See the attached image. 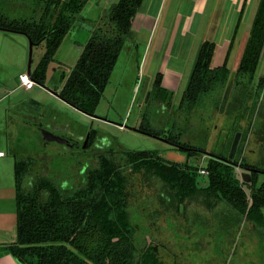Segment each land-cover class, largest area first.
Instances as JSON below:
<instances>
[{
  "label": "trees",
  "instance_id": "trees-1",
  "mask_svg": "<svg viewBox=\"0 0 264 264\" xmlns=\"http://www.w3.org/2000/svg\"><path fill=\"white\" fill-rule=\"evenodd\" d=\"M90 1L0 0V9L14 10V16L0 12V29L26 35L34 46L45 44V55L31 74L41 85H46L49 66L66 37L79 29L89 33L75 66L69 75L62 77L64 85L54 91L67 104L92 115L104 97L125 46L131 41L132 26L144 0H119L94 19L82 16ZM239 24L240 21L230 47L234 45ZM263 48L264 0H261L223 111L232 76L231 51L221 66L213 67L215 42L202 43L189 85L172 118L169 112L174 93L162 86L163 76L157 74L148 102L164 109L155 113L157 123L145 118L138 128L180 147L187 154L184 164L169 162L154 151L122 150L123 158L119 160L118 152L111 149L96 156L99 166L94 168L89 163L78 176L73 171L64 172V181L59 182L36 168L32 157H16L17 239L0 246V257L10 254L20 264H163L158 249L143 238L144 232L137 222L140 216L131 210L129 169L158 178L171 204L197 203L211 211L223 206L219 223L224 231L247 221L264 232V181L259 183L264 176V77L256 78ZM33 104L35 109L40 107L36 102ZM222 112L231 125L211 148L208 124ZM170 122L171 128L167 126ZM36 127L40 135L42 129H47L40 123ZM96 133L95 130L89 133L87 155L93 153ZM238 134L241 141L249 134L256 136L261 148L258 163L239 159L238 148L230 159ZM204 156H208L204 170L207 175L205 181L199 182L202 169L190 161ZM239 169L250 172L249 183L238 178Z\"/></svg>",
  "mask_w": 264,
  "mask_h": 264
},
{
  "label": "rangeland",
  "instance_id": "rangeland-1",
  "mask_svg": "<svg viewBox=\"0 0 264 264\" xmlns=\"http://www.w3.org/2000/svg\"><path fill=\"white\" fill-rule=\"evenodd\" d=\"M94 1L97 4L92 11L93 15L86 17L85 15H89L90 7ZM118 1L91 0L82 12V16L94 18L95 13L100 12L105 7L108 8V4H115ZM260 1L243 0L239 6L237 2L232 0H207L206 7L195 12L188 8L187 5L189 4L186 0H167L164 9L161 10L158 29L161 30L162 27L163 33V30L170 28L168 35L170 38L173 28L179 22H184L190 27L189 32L192 31L190 36L185 39L178 35L176 42L178 48L175 49L171 60V65L180 68L183 72L182 83L174 91L169 112L171 118L175 116L181 98L189 85L198 53L204 41H213L217 45L212 63L213 67L221 66L225 62L228 52L231 51L229 68L233 73L241 57L243 44H245L251 31ZM8 10L14 16V10L11 8ZM0 12L9 15V12L5 11L4 8L0 9ZM238 21L240 24L235 35V42L233 47H230ZM74 32L68 35L60 52L57 53L55 61L50 64L48 84L53 91L57 87L60 89L64 83L62 81L63 75H69L82 52L81 48L72 41L76 37L80 41H84L80 38L84 35L75 37L72 34ZM168 38L166 43H168ZM142 45L135 42L133 35L131 36V41L125 46L104 97L94 114L98 118H93L77 109L71 113H58V107H56L52 95L40 86H36L31 93L23 91L14 93V100L11 101L14 102V116L13 113L3 114V135L6 137L7 129L11 128L6 129L5 119L7 116L13 117L14 127L11 130H14V141L17 139L20 146H17V152L14 154L12 152L6 154L13 164L9 179L5 176L0 188V238L7 239L11 243H15L17 239L16 157H32L36 162V168H39L43 174L56 177L59 182H62L64 181V172L72 173L73 171L74 175L78 176L80 171L81 174L84 173L89 163H92L94 168L99 166V159L96 156L105 155L111 149L118 152L116 157L119 160L121 157L123 158L122 150L154 151L160 155L172 151L167 143L153 136L133 132L119 126L123 124L138 128L145 118H148L147 120H150L151 123L156 120L157 123L155 113L164 109L157 104L148 102L155 78L153 80L150 73L144 71V64L140 66V57L144 52ZM0 49L3 54L1 78L8 87V91L3 94L6 97L9 95V91L13 88L16 89L19 85L18 78L21 72L28 70L30 41L21 34L0 31ZM45 52L44 43L33 47L32 71H35ZM262 77H264V48L256 72L257 80ZM140 79L141 81L138 82ZM36 99L47 105L43 106L42 111L46 112L47 118H55L52 121L58 119L55 123L60 127V134L64 133L73 140L74 148L55 142L48 145L40 143L41 135L39 133L34 134L29 127L16 123V113H25L32 117L37 113L34 105L27 106ZM7 108H10L8 97L0 102V111L5 113ZM165 115H168V112ZM171 123L170 125L167 124L169 128H171ZM180 123L182 125V122ZM41 125L50 129L46 122H42ZM181 125H178V128ZM208 125L211 137L209 146L212 148L217 139L226 134L231 124L222 112L216 114ZM245 127L248 131V126ZM91 130H95L97 133L92 145L93 153L89 155L87 152V155L85 154V143ZM244 130L246 131V129ZM260 150L256 136L249 134L246 140L241 141L240 139L237 153H240L239 159L250 164H256L260 160ZM176 152L174 154H178ZM190 163L205 170L208 164V156L201 157L199 160L191 159ZM201 171L199 182L206 180V175H202ZM244 172L246 171L242 169L237 171L239 179L242 180ZM127 175L130 179L131 210L140 216L141 219L137 222L141 232H144L143 238L158 249V257L163 264L264 263V232L257 230L252 223L243 221L244 223L241 225L231 226L227 231H224L220 228L222 225L219 223L222 218L221 214L223 215V212L221 213L223 206L218 205L211 211L197 203L185 202L182 206L171 204L168 202L167 193L163 190V183L158 178H149L151 176H146L144 173H134L130 169L127 171ZM263 181L264 176H261L259 183ZM66 182L68 183L69 180ZM217 214L220 216L218 217ZM0 264L20 263L12 255L3 254L0 257Z\"/></svg>",
  "mask_w": 264,
  "mask_h": 264
},
{
  "label": "crops",
  "instance_id": "crops-1",
  "mask_svg": "<svg viewBox=\"0 0 264 264\" xmlns=\"http://www.w3.org/2000/svg\"><path fill=\"white\" fill-rule=\"evenodd\" d=\"M186 1H188V4H189V5H187L188 8L194 10L195 12H196V10L200 11L203 8H205L206 3H207V0H186ZM232 1L237 2L239 4V6H240V3L243 2V0H232ZM166 2H167V0H144L139 13L135 17V20H134V23L132 26V35H133L134 41L138 42L139 44H143L142 46L144 47L143 48L144 52L140 57L141 58L140 66H141V64H144V67H145L144 71L149 72L151 75V78H153V80H154V78H156L158 73H161L163 76L162 86L165 89H167L168 91H171L172 93H174V91L178 88L179 84L182 83L181 80L183 77L182 70H180V68H177V67L171 65V60L173 59L174 51H175V49L178 48V45H176L177 38H178V35H180L181 38L185 39V38L190 36V33L192 31L190 30L191 32H189L190 27L188 26L187 23H184V22L183 23L179 22L176 25V27L173 28L171 35L169 36L170 38H168L170 28L168 30H163V33H162V27L160 28L161 30L158 29V23L161 20V17H160L161 10L164 9V5ZM96 4H97V2L94 1V4L92 5L93 7L91 6L92 9L90 7L89 15L86 14L85 15L86 17L93 15L92 11H94ZM112 5L113 4H108L109 7ZM105 8H107V7H105ZM100 13H101V11L95 13L96 15L94 16V18L99 16ZM72 34L75 37L78 35H81V34L84 35V36L80 37L84 41H80L78 37L74 38L72 41L73 43H76L81 48V50H83V47L87 43V41L90 37V34L87 33L86 31H83L82 29L76 30ZM167 38H168V43H166ZM63 43H62V45H63ZM60 50H61V47H60L58 53L60 52ZM2 58H3V54H2V51L0 49V102L7 99V97H8L9 105H10V108L5 109V113L0 111V153L5 154L3 157H0V188L3 185L2 182H3L4 177L6 176L9 179V175L11 174V168H12V164H13L11 162V160H9L7 158L6 154H7V152H12L14 154V152H17L16 151L17 146H20L19 145L20 143H18L17 139H16V141H14V130L13 129H12L13 131L11 130V128L14 127V125H13L14 118L13 117L10 118L7 116V118L5 119L6 120V129L9 127H11V128L7 129V136L4 137V135H3V133H4V131H3V123H4L3 114L13 113V116H14V102L13 103L11 102L14 100V93H17L19 91H23L25 93L26 92L31 93L32 91H34V90L26 91L23 88H21L20 83H19V79H18L19 85L17 86V88L16 89L13 88V90L9 91V93H8L9 95H7L6 97L3 96V94L8 91V87L4 84V81H2V78H1V70H2V66H3L2 65L3 64ZM49 68H50V66H49ZM139 68L141 70V67H139ZM48 72H49V69H48ZM23 73H27V72L22 71L21 74H23ZM140 81H141V79L138 82H140ZM63 85H64V83L62 84V86ZM46 86L49 88H52L48 84V73H47ZM56 89H59V88L57 87ZM47 92H49V91H47ZM51 95H52L51 97H52L53 101L55 102L56 107H58L57 108L58 113H61V112L71 113V111L72 112L76 111L75 108H73L72 106H70L69 104H67L63 100H61L60 98L56 97L53 94H51ZM1 96H3V97H1ZM9 96H10V98H9ZM29 100L31 101V99H29ZM33 102L38 103L41 107V108L37 107V109L35 111L37 113H35L33 115V117L30 115H27L25 113H19V114L16 113V123L18 125H23V126L29 127L30 131H32L34 134L39 133V135H40V132L38 131V128L36 126L39 125V123L41 124L42 122H46L50 128L48 130L54 132L57 135H63L65 137H67L64 133L60 134V132H59L60 127H58L55 123L58 119H56V121H54V120L52 121V119H55V118L49 119V117L47 118V116H46V112L45 111L42 112L43 106L45 107L47 105H45L44 103L40 102L37 99L34 100ZM30 105H34V104L32 102H30L27 106L29 107ZM37 110H39V112ZM8 130H11V131L9 132ZM17 143H18V145H17ZM40 143L45 144L42 140ZM45 145H48V144H45ZM0 239H2V238H0ZM5 240H7V239L3 238L0 241L1 246L11 244L10 241H8V240L5 241ZM6 242H8V243H6Z\"/></svg>",
  "mask_w": 264,
  "mask_h": 264
},
{
  "label": "water",
  "instance_id": "water-1",
  "mask_svg": "<svg viewBox=\"0 0 264 264\" xmlns=\"http://www.w3.org/2000/svg\"><path fill=\"white\" fill-rule=\"evenodd\" d=\"M0 31H5L3 29H0ZM6 32V31H5ZM26 36V35H24ZM27 37V36H26ZM248 37H249V34L246 38V41H245V44H243V49H241V57L239 59V62L237 63L236 67L234 68L233 70V73H232V76H231V79H230V82L227 86V89H226V92H225V96H224V100H223V104H222V111L226 108V105H227V102H228V99H229V96H230V92L232 90V85H233V82H234V76L236 74V72L238 71V68H239V65H240V62H241V58L243 56V53H244V49H245V46H246V43H247V40H248ZM30 41V62H29V66H28V70H27V73L29 75L32 74V69H31V60H32V52H33V47H34V43L32 42V40L27 37ZM37 86H40L41 88L49 91L51 94L55 95L56 97L60 98L61 97L59 96V94L53 90H51L50 88H48L46 85H41L39 83H37ZM150 95V94H149ZM148 95V96H149ZM63 100V99H61ZM64 101V100H63ZM66 102V101H64ZM71 106V105H70ZM74 108V107H73ZM78 110V109H77ZM80 111V110H79ZM82 112V111H80ZM84 113V112H83ZM86 114V113H85ZM89 116L93 117V118H98L97 116H95L94 114H88ZM121 128H124V129H128V130H131L133 132H137V133H141V134H145V135H148V136H152L148 133H145L143 131H141L139 128H133V127H128V126H124L123 124H120L119 125ZM165 143H167L169 146L171 147H174L176 148V150H172L170 152H167L166 154L164 155H160L161 157H163L165 160L169 161V162H173V163H180V164H184L187 160V154L185 151H183L180 147H177L173 144H170L166 139L164 138H161V137H156V136H153ZM45 144H50V143H58L60 145H65V146H70V140L67 139L66 137H63L61 135H57L55 134L54 132L48 130V129H42L41 130V138H40ZM239 139H240V135L238 134L234 140V143H233V147H232V151H231V156H230V159H233L235 154H236V151H237V148H238V144H239ZM88 141V140H87ZM87 141L85 144H87ZM175 151H177L176 153L178 154H174ZM208 155V154H207ZM246 171V170H244ZM247 172V173H246ZM242 174V180L243 182L245 183H249L250 180H251V176H250V172L246 171ZM205 186L207 184H204Z\"/></svg>",
  "mask_w": 264,
  "mask_h": 264
},
{
  "label": "built area",
  "instance_id": "built-area-1",
  "mask_svg": "<svg viewBox=\"0 0 264 264\" xmlns=\"http://www.w3.org/2000/svg\"><path fill=\"white\" fill-rule=\"evenodd\" d=\"M18 79H19L20 87L26 91L33 90L37 86L32 76L29 75L28 73L20 74ZM4 155H5L4 153H0V157H3ZM201 174L207 175V172L202 170Z\"/></svg>",
  "mask_w": 264,
  "mask_h": 264
},
{
  "label": "flooded vegetation",
  "instance_id": "flooded-vegetation-1",
  "mask_svg": "<svg viewBox=\"0 0 264 264\" xmlns=\"http://www.w3.org/2000/svg\"><path fill=\"white\" fill-rule=\"evenodd\" d=\"M62 136H63V135H62ZM64 137H65V136H64ZM66 138H67V137H66ZM67 139H68V138H67ZM87 140H89V137H88ZM87 142H88V141H87ZM73 145L75 146L74 142L71 140V144H70V146H68V147H73ZM86 145H87V144H85V147H86ZM170 150H175V149H174V147H171V146H170Z\"/></svg>",
  "mask_w": 264,
  "mask_h": 264
}]
</instances>
